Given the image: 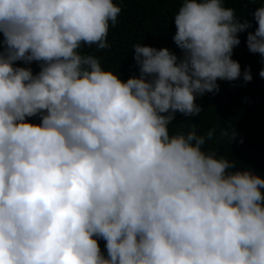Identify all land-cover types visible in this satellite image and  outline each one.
<instances>
[{"label": "clouds", "instance_id": "1", "mask_svg": "<svg viewBox=\"0 0 264 264\" xmlns=\"http://www.w3.org/2000/svg\"><path fill=\"white\" fill-rule=\"evenodd\" d=\"M224 3L183 0L181 55L135 44L122 81L79 51L110 47L113 0H0V264H264V178L205 151L215 129H169L241 78L252 25ZM253 16L264 63V6Z\"/></svg>", "mask_w": 264, "mask_h": 264}, {"label": "trees", "instance_id": "2", "mask_svg": "<svg viewBox=\"0 0 264 264\" xmlns=\"http://www.w3.org/2000/svg\"><path fill=\"white\" fill-rule=\"evenodd\" d=\"M122 9L118 23L110 25L107 37L109 48L97 50L96 46L82 45L81 54L94 55L101 61L104 70L119 74L122 81L139 76L134 60L133 46L142 44L157 49L167 48L180 56L181 52L173 41L176 32L174 15L178 12L183 0H113ZM225 7L234 9L240 22L247 20L252 27L239 33L241 43L233 50L232 59L241 66V78L236 81L218 80V93H206L198 96L196 103L203 111L194 117L177 113L170 132L177 128L187 133L195 130L197 135H205L215 129L212 140L204 145L205 151H215L217 156H224L236 161L240 170L250 169L257 176L264 178V78L259 72L264 69L260 54H253L247 47V35L254 33L258 24L254 12L264 6V0H225ZM2 39V37H0ZM17 67H31L34 73L39 72V65L33 62L26 65L16 62ZM249 69L251 82L243 80V73ZM28 122L39 124L38 117L28 118ZM183 123V126L181 124ZM235 128L236 139L231 143L221 136L222 130ZM243 141L241 143L240 141ZM104 250L105 242L99 241Z\"/></svg>", "mask_w": 264, "mask_h": 264}, {"label": "water", "instance_id": "3", "mask_svg": "<svg viewBox=\"0 0 264 264\" xmlns=\"http://www.w3.org/2000/svg\"><path fill=\"white\" fill-rule=\"evenodd\" d=\"M252 174H253V175H256V174H254L253 172H252Z\"/></svg>", "mask_w": 264, "mask_h": 264}]
</instances>
